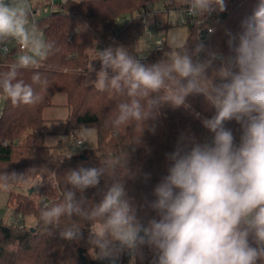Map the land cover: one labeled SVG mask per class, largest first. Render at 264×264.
<instances>
[{
    "label": "clouds",
    "instance_id": "obj_1",
    "mask_svg": "<svg viewBox=\"0 0 264 264\" xmlns=\"http://www.w3.org/2000/svg\"><path fill=\"white\" fill-rule=\"evenodd\" d=\"M186 2L194 17L226 10V0ZM29 16L27 0H0V51L8 53L11 42L21 50L0 76V100H11L13 105L41 102L42 97L18 75L20 69H38L54 47ZM241 27L238 34L228 33L229 47L237 40L238 46L235 57L227 60L219 51L207 52L201 60L205 46L200 43L190 51L187 41L170 47L164 53L167 59L152 65L123 46L100 50L96 59L100 70L88 83L128 98L119 103L112 127L144 123L155 118L164 104L186 106L188 96L202 94L215 109V115L202 119L213 138L201 143L194 135L181 133L175 150L166 154L167 175L155 186V199L140 208L127 197L123 181L107 185L100 201L90 208L77 199L78 191L97 188L109 170L126 167L128 158L112 154L101 167L72 170L66 175L71 188L62 193L63 202L45 206L39 221L57 227L65 216L87 222L93 258L110 259V264L123 250L138 253L145 245L153 251L150 264H264V0ZM163 46L160 41L159 47ZM215 61H220L219 67ZM93 71L90 64L88 72ZM32 79L41 82L39 73ZM195 115L199 118V113ZM233 119L240 124L238 145L233 131L224 126ZM81 128L84 137L90 135L87 126ZM140 143L141 137L133 146ZM19 184H27L26 174H0V191ZM148 212L159 219L147 218ZM81 229L74 222L60 236L78 240Z\"/></svg>",
    "mask_w": 264,
    "mask_h": 264
},
{
    "label": "trees",
    "instance_id": "obj_2",
    "mask_svg": "<svg viewBox=\"0 0 264 264\" xmlns=\"http://www.w3.org/2000/svg\"><path fill=\"white\" fill-rule=\"evenodd\" d=\"M158 1L163 2L167 9L186 3V0L55 1L49 15L33 20L43 38L54 47L38 69H20L18 75V79L31 85L42 97L41 102L27 106L2 100L0 174H26L27 184L24 185L27 186L33 182L42 183L34 186L32 194L9 193L14 213L21 215L22 219L16 224L0 223V264H110V259L93 258L87 222L65 216L57 227L39 221L45 206L63 202L62 193L71 188L67 185L66 175L79 167H101L112 154L121 156L123 160L128 158L126 167H117L114 172L109 170L101 177L97 188L78 191L77 199L83 207L90 208L100 201L107 185L123 181L127 197L140 208L155 199L154 188L167 175L166 154L175 150L181 133L194 135L201 143L212 140L213 133L203 126L202 119L215 115V109L202 94L188 96L186 106L173 108L164 104L155 118L144 123L131 121L114 128L111 121L118 114V105L128 98L111 91H99L88 83L90 64L95 69L92 73L98 72L101 67L100 61L96 60L98 53L108 47L123 46L146 65L167 59L164 53L170 49L166 45L162 50L150 51L145 57L140 55L138 46L145 29V16ZM258 2L226 0V10L214 12L220 22L209 40L199 42L191 27L187 39L189 50L194 51L196 45L202 43L206 51L200 53L201 60L206 59L210 51H219L226 60L234 58L238 40L230 48L228 33L235 35L242 31L241 22L253 14ZM126 17L129 22L117 31L118 21ZM15 52L0 51V76L16 62ZM214 65L219 67L220 61H215ZM36 73L40 75V83L32 79ZM109 73L112 75L111 70ZM59 94L66 95L69 115L64 139L50 147L44 140V111L54 105ZM196 113H199V118ZM81 125L96 132V148L78 150L77 142H83ZM224 126L233 131L238 145L240 124L233 119L225 121ZM140 137L141 143L133 146ZM69 155L72 156L68 158ZM140 215L144 216L145 212L141 211ZM28 216L34 218V227L26 225ZM147 218L159 219L155 212H148ZM74 222L82 228L81 238L73 241L62 239L60 232ZM139 253L143 254V260ZM134 255L135 264H150L153 251L145 245L138 253L131 252V257ZM115 264H122L120 256Z\"/></svg>",
    "mask_w": 264,
    "mask_h": 264
},
{
    "label": "rangeland",
    "instance_id": "obj_3",
    "mask_svg": "<svg viewBox=\"0 0 264 264\" xmlns=\"http://www.w3.org/2000/svg\"><path fill=\"white\" fill-rule=\"evenodd\" d=\"M62 2V0H40V13L34 17L35 19L42 18L51 13L53 9V2ZM182 18V13L173 12L167 10L164 3L161 1L155 2L152 5L151 13L145 16L144 24L145 29L141 35V38L138 42L140 55L145 57L149 54L150 51L154 50L157 42L162 39L166 40L167 47H175V44L181 41H187L188 37L191 34V26L189 25H176L170 26V22ZM29 19L33 21V17L29 16ZM129 18H123L118 21L117 31H121L129 22ZM175 38V39H173ZM10 50H16V56L20 54L17 51L18 45L15 42L8 44ZM43 62V61H42ZM41 62V64H42ZM89 81L96 79V73H88ZM66 95L59 94L54 100V105L48 107L44 111V140L45 144L50 147H55L60 139H64V132L66 128V122L68 119V109L66 107ZM3 103L0 104V109L2 108ZM90 130V135L84 137L82 134L83 145L78 147L80 148H96L97 147V136L96 132L93 129ZM67 151V150H65ZM35 188V187H32ZM29 188L27 185L19 184L14 185L10 191L4 192L0 191V223L11 224L15 219L16 214L13 210V205L9 202V193H28ZM20 219V215L17 217ZM25 223L28 227H34L35 220L32 216L25 218ZM120 259L122 264H132L133 257H131V252L123 250L120 254Z\"/></svg>",
    "mask_w": 264,
    "mask_h": 264
},
{
    "label": "built area",
    "instance_id": "obj_4",
    "mask_svg": "<svg viewBox=\"0 0 264 264\" xmlns=\"http://www.w3.org/2000/svg\"><path fill=\"white\" fill-rule=\"evenodd\" d=\"M62 1L64 2L66 0H62ZM27 4L30 7V14L33 17V20H35L34 17H36L40 13V6H41L40 0H27ZM167 10L182 13V18H178L177 20L170 22V26L189 25L193 27L196 38L199 42H206L207 40H209L215 32V26L220 22V18L215 13H212L210 16H207L205 18L192 16L187 10V2L184 3L183 5H179L177 8H169ZM150 13L151 11L147 13L146 15ZM209 29H212V31H209ZM160 41H164V46L166 45L165 39H162ZM159 42H157L156 44V47H155L156 50H162L164 48V46L163 48L159 47ZM17 51L18 52L21 51L19 47ZM0 104H2V100H0ZM77 145L82 146L83 142L78 141ZM21 219H22L21 215H20V219L15 217L12 223L16 224L20 222Z\"/></svg>",
    "mask_w": 264,
    "mask_h": 264
},
{
    "label": "water",
    "instance_id": "obj_5",
    "mask_svg": "<svg viewBox=\"0 0 264 264\" xmlns=\"http://www.w3.org/2000/svg\"><path fill=\"white\" fill-rule=\"evenodd\" d=\"M34 191H35V188H31V189L29 190V193L32 194Z\"/></svg>",
    "mask_w": 264,
    "mask_h": 264
}]
</instances>
